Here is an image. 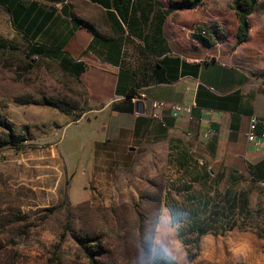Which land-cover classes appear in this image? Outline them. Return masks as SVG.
Here are the masks:
<instances>
[{
  "label": "rangeland",
  "instance_id": "1",
  "mask_svg": "<svg viewBox=\"0 0 264 264\" xmlns=\"http://www.w3.org/2000/svg\"><path fill=\"white\" fill-rule=\"evenodd\" d=\"M233 1L199 4L217 39ZM254 9L264 15V0ZM0 41V264H140L160 248L173 264H264V184L198 182L164 143L98 144L92 133L112 126L111 113L89 112L102 105L56 61L28 58L1 6ZM10 130L20 142H5Z\"/></svg>",
  "mask_w": 264,
  "mask_h": 264
},
{
  "label": "crops",
  "instance_id": "2",
  "mask_svg": "<svg viewBox=\"0 0 264 264\" xmlns=\"http://www.w3.org/2000/svg\"><path fill=\"white\" fill-rule=\"evenodd\" d=\"M0 3L25 43L24 53L34 45L58 49L57 58L34 57L56 61L88 102L102 105L89 110L95 117L111 113L112 126L101 124L92 133L98 144L121 141L122 134L131 142L164 143L167 158L178 168L197 170L198 182L228 175L264 184V145L246 137L250 117H264V15L256 9L247 18L246 39L237 42L233 7L230 19L218 21L225 33L217 39L199 5L180 10L179 2L161 0ZM127 7L129 18L123 19ZM200 28H206L203 39ZM131 90L144 100L124 96ZM152 101L187 107L178 118L163 111L158 122L147 115ZM121 120L129 124L120 126Z\"/></svg>",
  "mask_w": 264,
  "mask_h": 264
},
{
  "label": "trees",
  "instance_id": "3",
  "mask_svg": "<svg viewBox=\"0 0 264 264\" xmlns=\"http://www.w3.org/2000/svg\"><path fill=\"white\" fill-rule=\"evenodd\" d=\"M202 1L203 0H183L179 3H175V5L180 10L193 9L196 6H198ZM0 4H2V3H0ZM255 4H256V0H234L233 1V8L235 10V13L237 15V20H238V31L236 34L237 42H242L247 37V32L249 29L247 18L252 13V11L254 10ZM122 16H123V19L129 18L128 7L126 9H124ZM197 33H198V36L202 39L207 36V32L202 31L201 28L198 29ZM0 48L1 49L4 48V44L2 41H0ZM25 55L28 58H31L33 56L57 58L58 57V49H52V48H46V47H43L40 45H34V46L30 47L27 52H25ZM61 64L64 67H66V62L64 60H61ZM73 72H75V71L73 70ZM263 76H264V74H263ZM124 96H126L127 98H130V99L138 97V95H135L133 90L126 92L124 94ZM9 140H11V141H9ZM5 142L9 143V142H20V141L18 138L15 137V135L12 134V132L10 130V134L6 135V137H5ZM260 167L261 166H257L253 169L251 168L250 170L252 172V170H258V169H260ZM253 175H254V173H253ZM254 178H257V177L254 176ZM242 204L244 205V204H246V202L243 201ZM204 233L205 232L203 230H200L201 235ZM169 262H170V264H172V262L170 260L167 261V264H169Z\"/></svg>",
  "mask_w": 264,
  "mask_h": 264
},
{
  "label": "built area",
  "instance_id": "4",
  "mask_svg": "<svg viewBox=\"0 0 264 264\" xmlns=\"http://www.w3.org/2000/svg\"><path fill=\"white\" fill-rule=\"evenodd\" d=\"M132 100H144V95L140 94L138 97L132 98ZM186 107L184 104H166L162 101H152L150 102V110L147 115L151 119L160 122L163 111L167 110L173 118H178ZM246 137L249 142L258 140V143L260 142L264 145V117H250Z\"/></svg>",
  "mask_w": 264,
  "mask_h": 264
},
{
  "label": "clouds",
  "instance_id": "5",
  "mask_svg": "<svg viewBox=\"0 0 264 264\" xmlns=\"http://www.w3.org/2000/svg\"><path fill=\"white\" fill-rule=\"evenodd\" d=\"M168 216L167 209L160 210V216L158 219H164ZM170 259L168 255V250L165 248H160L158 251L151 253H142L140 258V264H167V261ZM176 264H179V261H176Z\"/></svg>",
  "mask_w": 264,
  "mask_h": 264
},
{
  "label": "snow or ice",
  "instance_id": "6",
  "mask_svg": "<svg viewBox=\"0 0 264 264\" xmlns=\"http://www.w3.org/2000/svg\"><path fill=\"white\" fill-rule=\"evenodd\" d=\"M169 264H170V262H169Z\"/></svg>",
  "mask_w": 264,
  "mask_h": 264
}]
</instances>
